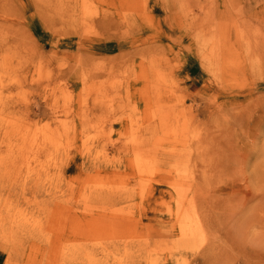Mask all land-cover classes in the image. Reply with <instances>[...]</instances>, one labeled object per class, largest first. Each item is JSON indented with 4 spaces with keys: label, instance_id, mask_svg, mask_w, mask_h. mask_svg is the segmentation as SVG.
Segmentation results:
<instances>
[{
    "label": "rangeland",
    "instance_id": "374dc122",
    "mask_svg": "<svg viewBox=\"0 0 264 264\" xmlns=\"http://www.w3.org/2000/svg\"><path fill=\"white\" fill-rule=\"evenodd\" d=\"M263 46L264 0H0V129L63 130L8 155L30 203L0 226L39 241L45 202L68 210L57 247L5 237L0 264H264V89L231 83L238 64L264 86Z\"/></svg>",
    "mask_w": 264,
    "mask_h": 264
},
{
    "label": "bare ground",
    "instance_id": "6f19581e",
    "mask_svg": "<svg viewBox=\"0 0 264 264\" xmlns=\"http://www.w3.org/2000/svg\"><path fill=\"white\" fill-rule=\"evenodd\" d=\"M210 22V21H209ZM217 27H220L217 29ZM221 26H217V24L212 25L211 22L209 24V29H206L207 34L210 35L208 38V42H211L212 49L211 51L216 55H225L228 57H234V59L237 57L236 49L234 48L233 42L230 43L228 46V43L226 44L225 41V35L222 33ZM201 38V37H200ZM202 39V38H201ZM229 41V38H227ZM261 53L264 55V46L261 47ZM106 61L110 62V59H106ZM232 63V62H230ZM240 65L234 64V69L238 71V76L231 79L232 85L238 87V88H250L249 92L251 93L252 90H258V89H264V86H258L257 84L251 83L249 75L245 73V66L242 65L240 68ZM261 67L260 62H258L256 65H250V68L252 70H259ZM249 71V69H248ZM242 72V73H240ZM56 103V100L54 99L53 104ZM42 114L45 115V117L50 118H56L55 115L57 112L55 111L54 114L45 112L44 110L41 111ZM59 125V124H58ZM123 127H126V123H122ZM5 126L1 127L0 132V177H8V181L5 183H2L0 181V212L7 210H11V207H14L15 205L28 204L30 203L29 199H26L25 197H20L14 192H10L12 187L17 185L16 179L9 176H14V172L19 171V169L16 168L15 162L12 158H8V155L12 157H17L18 155H21L23 152L28 153L32 152V158L38 156L37 150L40 151V153L43 151L46 154H49L52 150L53 152V146L51 147V144L53 143H59L62 141V134L63 130L59 126H57L54 122H50L46 125H44L40 131H38V135L36 133H31L30 127L28 128V131L26 132H16L13 129L9 130V132L3 131ZM18 134L19 139L11 138L12 135ZM44 136V140L37 139L38 136ZM21 136V137H20ZM13 137V136H12ZM55 144V145H56ZM20 149L17 151L15 148ZM57 147V146H56ZM51 148V149H50ZM57 149V148H56ZM3 153V154H2ZM20 153V154H16ZM136 156H139L138 154H135ZM139 164V162H138ZM10 192V193H9ZM45 202V201H44ZM48 203L45 202V208L43 210V215L46 218H52L55 220V226L53 228H49L44 232L39 233L43 236L38 238L37 240L35 236L36 226L35 225H29L26 223H17L13 221L5 222L3 226H0V239H4L5 237L14 238L16 243L12 249L11 252H17L20 249L25 247L26 242L30 241L34 245L32 246H39V248L44 249L47 248L50 244L55 243V247H57L56 242L59 239V237L62 235V232L65 228V220L68 216V210L67 208L62 205L63 203L56 204V208L54 211L48 210ZM10 209L8 208V206ZM7 206V208H6ZM2 220V219H1ZM2 222H4L2 220ZM107 223V222H104ZM118 223L119 228L124 229V226L127 228L130 224V218L124 217L122 218ZM132 228V226L130 227ZM134 228V227H133ZM9 231V232H6ZM54 237V242L52 241ZM6 250V249H5ZM65 256H67V250H64ZM7 264V262H6Z\"/></svg>",
    "mask_w": 264,
    "mask_h": 264
}]
</instances>
